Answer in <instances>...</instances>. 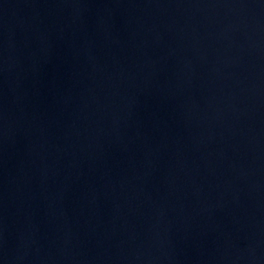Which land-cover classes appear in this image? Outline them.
<instances>
[{
	"label": "water",
	"instance_id": "obj_1",
	"mask_svg": "<svg viewBox=\"0 0 264 264\" xmlns=\"http://www.w3.org/2000/svg\"><path fill=\"white\" fill-rule=\"evenodd\" d=\"M0 264H264V0H0Z\"/></svg>",
	"mask_w": 264,
	"mask_h": 264
}]
</instances>
